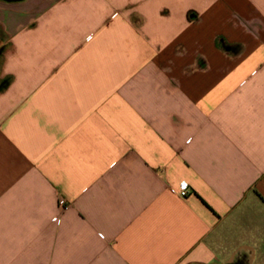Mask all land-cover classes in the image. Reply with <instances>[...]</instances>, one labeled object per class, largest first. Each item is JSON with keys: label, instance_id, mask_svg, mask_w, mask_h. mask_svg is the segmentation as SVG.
<instances>
[{"label": "crops", "instance_id": "crops-1", "mask_svg": "<svg viewBox=\"0 0 264 264\" xmlns=\"http://www.w3.org/2000/svg\"><path fill=\"white\" fill-rule=\"evenodd\" d=\"M0 264H264V0H0Z\"/></svg>", "mask_w": 264, "mask_h": 264}, {"label": "built area", "instance_id": "built-area-1", "mask_svg": "<svg viewBox=\"0 0 264 264\" xmlns=\"http://www.w3.org/2000/svg\"><path fill=\"white\" fill-rule=\"evenodd\" d=\"M188 191H189L188 184L187 183H183V185L181 186V190L179 191V193L182 196H185V195H187Z\"/></svg>", "mask_w": 264, "mask_h": 264}]
</instances>
